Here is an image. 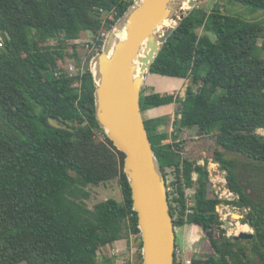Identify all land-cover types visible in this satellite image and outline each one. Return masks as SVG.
Instances as JSON below:
<instances>
[{
	"label": "trees",
	"instance_id": "16d2710c",
	"mask_svg": "<svg viewBox=\"0 0 264 264\" xmlns=\"http://www.w3.org/2000/svg\"><path fill=\"white\" fill-rule=\"evenodd\" d=\"M134 1L0 0V264H100L102 248L131 234L141 240L125 154L96 118L91 69L69 77L62 64L67 57L79 59L72 42L83 32L97 39ZM232 1L264 10V0ZM101 10L116 12L105 28ZM261 32L259 25L229 15L223 7L209 13L196 7L150 71L189 79L185 100L147 95L145 89L141 98L143 113L184 104L175 125L179 130L200 128L195 139L170 142L157 120H145L164 173L182 165L189 186L193 174L198 175L195 212L175 221V227L220 228L222 203L247 211L242 224L255 231L250 254L241 256L238 243L218 245L224 264H264V134L259 133L264 130V59L254 56ZM226 152L240 159H229ZM210 160L226 173V188L237 200L222 201L215 191L210 196ZM112 181L119 184L122 202L108 199L92 208L81 204L89 201V189Z\"/></svg>",
	"mask_w": 264,
	"mask_h": 264
},
{
	"label": "water",
	"instance_id": "95a60500",
	"mask_svg": "<svg viewBox=\"0 0 264 264\" xmlns=\"http://www.w3.org/2000/svg\"><path fill=\"white\" fill-rule=\"evenodd\" d=\"M198 2L135 0L109 31L102 51L91 62L97 121L114 146L125 154L124 172L132 190L133 210L138 217L143 264H176L177 230L170 210L165 174L145 123L142 92L159 53ZM117 31L124 36L118 37ZM183 110L184 104H181L179 111ZM50 122L60 127L53 120ZM81 204L88 207L86 202ZM225 224L230 228L229 223ZM202 229L215 247L213 231ZM254 236V233L240 232L235 239L251 241ZM211 262L212 259L200 255L191 260V264Z\"/></svg>",
	"mask_w": 264,
	"mask_h": 264
},
{
	"label": "rangeland",
	"instance_id": "374dc122",
	"mask_svg": "<svg viewBox=\"0 0 264 264\" xmlns=\"http://www.w3.org/2000/svg\"><path fill=\"white\" fill-rule=\"evenodd\" d=\"M215 6H220L223 7L224 10H226L227 14L232 15L234 17L240 18L246 22L252 23V24H256L259 25L262 29V32L260 34V38L258 40V46L254 51V56L260 58V59H264V10H259L256 9L252 6H246V5H242V4H238L232 0H199L198 2V6L200 7V9L204 10L205 12H210L213 10V8ZM103 25L102 27H106V20L110 19L109 17H107L106 15H103ZM199 33V35H203L205 34L203 32V30H198L197 31ZM93 37V35H90L87 32H83L81 34V41H87L89 39H91ZM0 41H1V34H0ZM70 54L74 53V48H72V46H69L68 49ZM79 54V59L77 58H72V57H67L64 61H63V67L64 70H66V67L72 63L75 64L77 66L81 65L82 63L85 62V67H90L91 69V63H90V59H87V52L81 47L79 46V48L77 47L76 50ZM190 84V83H189ZM78 86V84L76 85ZM164 88L166 86H163ZM159 123H164L166 125L167 123V119H162L161 120H157ZM176 126V125H175ZM220 129V124L217 123L214 126V132L218 133ZM259 133L264 134V130H260ZM99 140H103L104 139V135L100 134L99 135ZM226 156L227 158H235V159H240L239 155L230 153V152H226ZM209 163L211 164V166L209 167L210 172L213 174L211 177V182L209 185V190H210V196L213 195L211 192L212 191H216L219 192V190L223 187L226 188V185L224 184L225 182L223 181L225 178L226 173L225 172H221L219 170V166L216 165L214 162H212L211 160L209 161ZM215 164V166H214ZM221 175V176H219ZM198 187V186H197ZM92 195L89 199V201H87L86 203L88 204V207L92 208L95 204L103 202L105 200L108 199H115L119 202L123 201V196L122 193L120 191V187L117 181H112L107 183L106 185H101L100 187H95L92 188ZM227 207H229L230 211H231V215L229 216V224L231 225V228L228 230L227 234L228 235H235L238 234L236 233L237 231L239 232V222H241L243 219L245 218V213H247V211H243V210H239L234 208L232 205H225ZM222 206L220 205L218 207V213H219V217L221 220H223L224 218V212L222 215ZM233 215V216H232ZM236 217V218H234ZM243 225V231L242 232H246L247 230V226L246 224H242ZM250 227V226H249ZM251 232L249 233H254L255 231L250 227ZM179 230V227L177 228V232ZM188 230H189V235H188V241L190 244H193V233L194 232L192 230V227L189 225L188 226ZM179 237L181 236V233H178ZM203 239V236H202ZM205 242L204 239L200 242ZM202 249L205 255H208V248H207V244L205 243L204 245H202ZM247 254H250V252H247ZM182 257H184V255L182 254Z\"/></svg>",
	"mask_w": 264,
	"mask_h": 264
},
{
	"label": "crops",
	"instance_id": "0c3cea01",
	"mask_svg": "<svg viewBox=\"0 0 264 264\" xmlns=\"http://www.w3.org/2000/svg\"><path fill=\"white\" fill-rule=\"evenodd\" d=\"M189 79H180V78H168L159 75L149 74L147 77L146 83L144 85L145 94L149 95L151 93L159 94H172L176 97H179L182 100L186 98V91L190 85ZM163 86H166L165 88ZM182 103H172L170 105L161 106L158 108L149 109L144 112L145 120H161L167 119L166 125L160 123L159 132L167 136V139L170 142L173 140H189L195 139L199 132L200 128L195 126L193 128H187L179 130L175 126V122L181 119V113L179 108ZM183 156V154H182ZM201 165H205V160L200 161ZM211 164H209V167ZM208 167V169H209ZM195 234H193V244H190L188 241L189 230L188 227L179 228L181 236L179 237L178 233V244L179 248L185 257L192 258L194 257L195 250L199 249L197 243L202 239V232L199 226L194 225ZM140 237L135 234H131L128 237H125L111 246L102 248L98 254V261L100 264H118L120 258H125L131 260L134 264H139L140 261ZM118 248L121 250V257L112 255V249ZM200 250V249H199Z\"/></svg>",
	"mask_w": 264,
	"mask_h": 264
},
{
	"label": "built area",
	"instance_id": "2783aa9c",
	"mask_svg": "<svg viewBox=\"0 0 264 264\" xmlns=\"http://www.w3.org/2000/svg\"><path fill=\"white\" fill-rule=\"evenodd\" d=\"M101 13L103 15H106L110 18V20L114 19V15H116L115 11L112 12H104L101 10ZM109 31L107 30H101L99 35L97 36V39H94L93 37L87 41H81V39H78L76 41H73L72 43L76 45L78 48L81 46L86 52H87V59L89 56L93 55L92 59H90V63L92 62L93 58L98 54L96 53L99 48V44H103L107 38ZM100 42V43H98ZM102 45V46H103ZM3 47V42L0 41V48ZM87 71V67H85V62L81 65L77 66L75 64L70 63L66 67V74L69 77H77V76H83L85 72ZM79 85V84H78ZM220 170V169H219ZM221 171V170H220ZM223 172V171H221ZM165 174L166 179V189L168 194V200L170 204V210L173 217V221H177L180 218H184L185 220L188 219V217L195 212L196 207V189L197 185L195 184L198 179V175L196 173L193 174V186H189L187 184V181L185 179L184 173H183V166L181 165L179 168L177 166H172L167 168ZM213 175V174H212ZM211 175V177H212ZM221 176V175H219ZM226 185V179L223 180ZM215 194L217 195L218 199L222 201H235L238 199V195L231 192L228 188H221L219 192L215 191ZM183 196V197H182ZM181 198L183 200V203L181 202ZM227 204L222 203L221 206L223 208L222 215L224 212V218L223 222H229V216L231 215V211L229 207L225 206ZM235 208V207H234ZM238 209V208H236ZM241 224V222H239ZM247 225V224H246ZM189 224H186L185 226H182V228L188 227ZM192 228L194 225H190ZM249 226V225H248ZM181 228V227H179ZM251 232V229L248 231ZM112 255L121 257V250L118 248L112 249L111 251ZM182 251L179 248H176V261L179 264H191L192 258L182 257ZM184 255V254H183ZM118 264H134L131 262V260H127L125 258H120L118 261Z\"/></svg>",
	"mask_w": 264,
	"mask_h": 264
},
{
	"label": "flooded vegetation",
	"instance_id": "af4514ba",
	"mask_svg": "<svg viewBox=\"0 0 264 264\" xmlns=\"http://www.w3.org/2000/svg\"><path fill=\"white\" fill-rule=\"evenodd\" d=\"M223 223H224V225H222L220 228L209 229V230L213 231V235H212L213 244H214V242L217 243V245L214 244L215 247H213V245L209 242V239L207 238L206 233L201 228V232H202L203 239L205 242L200 243L203 240V239H201L197 243V245H198L197 247L200 250L196 249L195 254L200 255L202 258L207 259V260L212 259L211 264H224V262L222 260V254L220 253L221 249L218 248V245H219V247L224 246V245L227 247H230L231 245L238 243V244H240V247L244 250V251L239 252L240 255L243 256L244 258H246V253L250 251L249 240H236L235 236L237 234L228 235L227 232L231 228V225L229 224L230 228H228L225 224L226 222H223ZM227 223H229V222H227ZM246 226H247L246 232H248L250 230V227L248 225H246ZM176 230H177V228H176ZM209 230L207 229V231H209ZM239 232L237 231L236 233H239ZM192 233L195 234V230ZM205 243L207 244L208 255H205L203 252V249H202V245H204ZM177 244H178V235H177Z\"/></svg>",
	"mask_w": 264,
	"mask_h": 264
},
{
	"label": "bare ground",
	"instance_id": "6f19581e",
	"mask_svg": "<svg viewBox=\"0 0 264 264\" xmlns=\"http://www.w3.org/2000/svg\"><path fill=\"white\" fill-rule=\"evenodd\" d=\"M184 6L186 7L187 4L184 3ZM117 35H118V37H122V36H124V33H122V32H118V31H117ZM232 216H233V215H232ZM234 218H236V217H234ZM239 226H240V227H239V231L242 232V231H243V225L240 224ZM240 232H239V233H240Z\"/></svg>",
	"mask_w": 264,
	"mask_h": 264
}]
</instances>
